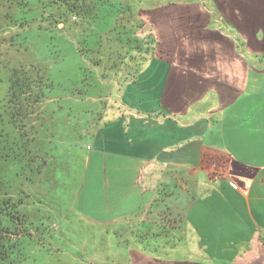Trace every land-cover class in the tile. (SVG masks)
<instances>
[{"label":"crops","instance_id":"obj_1","mask_svg":"<svg viewBox=\"0 0 264 264\" xmlns=\"http://www.w3.org/2000/svg\"><path fill=\"white\" fill-rule=\"evenodd\" d=\"M157 13L145 21L158 52L184 53L187 37L212 59L188 61L191 74L149 61L125 86V109L84 126L69 214L102 229L105 258L112 238L109 259L122 264H264V0ZM190 83L201 90L191 106ZM195 245L214 246L216 262Z\"/></svg>","mask_w":264,"mask_h":264},{"label":"rangeland","instance_id":"obj_2","mask_svg":"<svg viewBox=\"0 0 264 264\" xmlns=\"http://www.w3.org/2000/svg\"><path fill=\"white\" fill-rule=\"evenodd\" d=\"M187 1L0 0V264L123 263L109 259L112 238L105 258L100 227L69 214V178L84 158V126L125 109L124 88L149 61L167 58L191 74L188 61L208 59L200 44L184 47L187 37L184 53L158 52L161 37L145 21ZM185 86L191 106L201 90ZM193 247L207 263L219 256L214 246Z\"/></svg>","mask_w":264,"mask_h":264},{"label":"trees","instance_id":"obj_3","mask_svg":"<svg viewBox=\"0 0 264 264\" xmlns=\"http://www.w3.org/2000/svg\"><path fill=\"white\" fill-rule=\"evenodd\" d=\"M5 216V215H4ZM12 217L10 216V215H7L6 217H5V219H6V221H10V219H11ZM13 219V218H12ZM4 229H7L8 230V228H7V226H6V228H4ZM6 230V231H7ZM23 231H24V229H23ZM28 233V232H27Z\"/></svg>","mask_w":264,"mask_h":264},{"label":"built area","instance_id":"obj_4","mask_svg":"<svg viewBox=\"0 0 264 264\" xmlns=\"http://www.w3.org/2000/svg\"><path fill=\"white\" fill-rule=\"evenodd\" d=\"M231 186H232L233 188H237V185H236V183H234V182H231Z\"/></svg>","mask_w":264,"mask_h":264}]
</instances>
